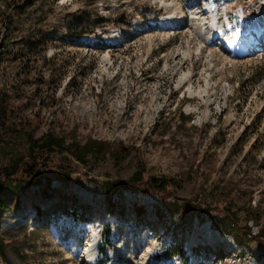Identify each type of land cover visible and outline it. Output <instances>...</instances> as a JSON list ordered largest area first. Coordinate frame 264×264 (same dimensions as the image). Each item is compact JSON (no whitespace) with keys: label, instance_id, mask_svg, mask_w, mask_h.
<instances>
[{"label":"rangeland","instance_id":"1","mask_svg":"<svg viewBox=\"0 0 264 264\" xmlns=\"http://www.w3.org/2000/svg\"><path fill=\"white\" fill-rule=\"evenodd\" d=\"M175 1L25 0L7 15L14 40H49L28 65L9 58L0 67V81H15L8 92L21 106L17 122L38 112L35 137L50 129L65 141L31 173L0 177V264H90L84 253L90 232L99 231L101 240L109 226L105 264L113 256L119 264H264L259 240L243 242L235 258L236 229L221 234L202 211L239 208L244 222L251 204L264 225V46L233 56L219 33L203 27L206 14L193 17V0L177 1L185 24L165 28V15L178 16L166 6ZM225 5L236 31L264 15L262 0ZM128 27L129 37L112 44L116 31L127 36ZM88 138L123 148L124 157L77 159L69 142ZM28 139L21 126L0 130V173L33 167ZM135 171L143 180L182 182L185 200L200 207L205 221L164 233L156 219L162 203L149 186L130 182ZM228 189L223 202L220 192ZM206 224L209 231L202 230ZM192 238L198 246L191 250ZM99 248L94 264L103 259Z\"/></svg>","mask_w":264,"mask_h":264},{"label":"trees","instance_id":"2","mask_svg":"<svg viewBox=\"0 0 264 264\" xmlns=\"http://www.w3.org/2000/svg\"><path fill=\"white\" fill-rule=\"evenodd\" d=\"M25 0H0V32H2V36L0 38V67L4 61V59H11V63H15L18 60L25 58L24 64L28 65L34 59V54L36 49L40 51V53H45L48 48L49 40L48 39H33V38H24L23 40H14L10 37V31L12 28L13 22H8V16L15 9H21ZM37 44V47L34 45ZM2 51V52H1ZM6 51V52H5ZM8 56H4V54ZM52 59V58H51ZM17 65V64H15ZM51 69V68H50ZM55 69H51V74ZM50 77H53L50 75ZM13 77H10L9 80L0 81V130L8 128V127H19L21 126L24 130L26 129L29 139H28V147L30 152L29 161L32 162V168H25L21 171L16 169L15 171L6 173L1 170L0 177H6L7 175L12 174L16 178V174L18 172L17 178L23 176L24 173H31L35 170L39 159L47 158L54 152H58L59 148L62 144H64L65 139L61 136H58L54 133V130L48 129L41 136L35 137L40 128V124L42 120L36 121L34 118H39V113L36 112L33 118H26L22 122H17L19 112L21 110V106L14 102L10 92V87L13 86ZM36 102L30 105H35ZM70 145L74 149V156L79 160H84L85 158H94L98 156H109L110 153L114 158H122L124 157L123 148L118 147L113 148L107 144L106 142L88 138L83 143L81 142H69ZM117 153V154H116ZM35 166V167H34ZM26 170V171H25ZM14 173V174H13ZM25 176V175H24ZM130 182L144 184L146 187H150L148 189L152 193H154L158 200L162 203V211L156 219L161 223L163 227L164 233L167 232L168 229L171 228H185L189 226L194 220H196L199 224L203 223L205 218L201 216V214L196 212V209L200 207L191 204V202L185 200L184 186L182 182H177L170 178H148L143 180L142 172L135 171L131 174ZM170 187V188H169ZM130 189V188H129ZM242 193L248 192L249 198L251 197V193L247 191V188H237ZM132 190V189H131ZM229 189L226 191L220 192V196L223 198V202L227 201V197L229 194ZM237 191L239 194L241 192ZM232 200V198L230 199ZM0 200V206H1ZM208 206L211 205L212 201H206ZM15 203H18V200H15ZM231 204V202H228ZM250 203V200H249ZM107 204L113 205V202L107 199ZM229 204V205H230ZM235 205V204H234ZM204 209V208H202ZM208 209V208H207ZM135 213L137 215H141L142 210H145V207L139 205L134 206ZM204 212H210L207 219L209 225L213 228H216L221 234L231 233L230 230H235V233L232 238L235 240L236 245L239 248V254L242 250V243L253 241L255 239L259 240L262 243L261 254L258 255L259 259L262 260V256L264 253V225H259L261 221V217H256L253 214L251 204H248L247 210L244 214V222H241V217L239 215V208H235V210H230L229 206H213L210 207L209 210H202ZM251 221L254 224L258 225V230L254 232L250 229V226L247 225V222ZM225 224L227 226L225 227ZM231 227V228H230ZM230 228V230H228ZM110 229L111 226L104 232L100 247V255H102L103 259L97 264H105L108 259V248L112 247L113 242L110 240ZM177 253L184 257L183 248H179ZM243 253V252H242ZM0 256L4 257L3 251L0 248Z\"/></svg>","mask_w":264,"mask_h":264},{"label":"bare ground","instance_id":"3","mask_svg":"<svg viewBox=\"0 0 264 264\" xmlns=\"http://www.w3.org/2000/svg\"><path fill=\"white\" fill-rule=\"evenodd\" d=\"M177 1L170 2L169 4H166V6L170 9V11H172V12L178 11V18L177 17L172 18L171 14H167L163 18L164 21L162 20V22L164 23V25H163L164 27L165 26L166 27H171V26L176 27L177 25L179 26V23H180L179 20L186 18V13L183 11V9L181 7L182 5L180 6V4ZM193 1H194L193 7L195 8V9L194 8L193 9L199 11V12H197V11H194L193 9L191 10V13L193 14L194 17L201 16V14L203 15L205 13H208L209 15L212 16V14L214 12V4L212 1H210L207 5H205L203 7V9L200 8L201 6L198 4L199 0H197V2L195 0H193ZM163 2H165V1H163ZM263 12H264V10H263ZM204 18H207V17H204ZM204 18L202 19L203 25L206 26L205 25L206 22L204 21ZM138 24H141V23H138ZM181 26H183V25H180L179 27L181 28ZM206 28H208V25ZM262 28H264V17H258L255 22L250 23L249 25L244 27V29H243L244 34H249L248 38H251L252 35H258V36H253L254 40L249 42L248 45H246V41L248 40L246 37L247 35L242 34V39L240 38L241 39L240 44L242 45L241 48L242 49L246 48L243 51L244 52L243 56H245V54L247 55V53H250V54H253V52L256 53L257 51H260L262 49L261 48V46H262L261 37L259 36V33L263 32V30H261ZM121 31L122 30H117L116 33L112 36V38L115 39V38L119 37ZM227 40H228L227 43L230 45L231 48H233L234 44L232 43L233 42L232 38L228 37ZM220 46L224 47L222 44H220ZM184 55H185V53H184ZM93 232L95 233V235L91 237V241L89 244H87L86 249H85L86 251L84 252L85 255L87 256V259H90V260L93 259L94 254L97 252V248L94 252V245H95V241H96V237H97L96 229ZM215 238H217V237H215ZM214 241H215V239H214ZM123 244L125 245V242H123ZM123 244L121 247H123ZM133 246H134V244H133ZM121 247L118 249H121ZM145 259H146V263H148L147 258H145ZM112 263H113L112 261H109V264H112Z\"/></svg>","mask_w":264,"mask_h":264}]
</instances>
